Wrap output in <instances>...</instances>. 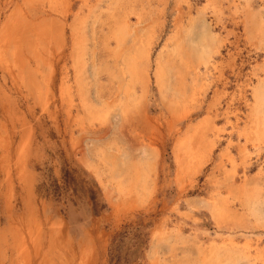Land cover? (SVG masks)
<instances>
[{
	"label": "rangeland",
	"instance_id": "374dc122",
	"mask_svg": "<svg viewBox=\"0 0 264 264\" xmlns=\"http://www.w3.org/2000/svg\"><path fill=\"white\" fill-rule=\"evenodd\" d=\"M3 38L0 264H264V0H0Z\"/></svg>",
	"mask_w": 264,
	"mask_h": 264
},
{
	"label": "bare ground",
	"instance_id": "6f19581e",
	"mask_svg": "<svg viewBox=\"0 0 264 264\" xmlns=\"http://www.w3.org/2000/svg\"><path fill=\"white\" fill-rule=\"evenodd\" d=\"M32 1H33V0H32ZM13 22H14V21H13ZM79 22H80V21H79ZM79 22H76V23L78 24ZM12 24H13V23H11L10 25L12 26ZM77 24H76V25H77ZM82 25H83V23H82ZM84 25H85V24H84ZM84 25H83V26H84ZM36 27H37V26H35L34 29H35ZM79 27H80V26L77 25V26L74 28V30H73V31H74V34L77 33L76 37H78V40L80 39L79 36H78ZM81 27H82V26H81ZM2 28L4 29V27H2ZM10 28H11V27H10ZM10 28H9V29H10ZM31 29H32V28H31ZM34 29H33V30H34ZM80 29H81V28H80ZM33 30H31V31H33ZM3 31H4V30H3ZM8 31H9V30H8ZM29 31H30V30H29ZM115 31H116V30H115ZM6 32H7V31H6ZM80 33H81V32H80ZM5 34H6V33H5ZM14 34H15V33H14ZM6 35H9V34L7 33ZM17 37H18V36H17ZM17 37H16V38H17ZM5 38H7V37H5ZM5 38H3L2 40L0 39V57H1V55L3 54L4 50L7 51V49H5V48L8 46V43H7L8 40H6ZM19 38H20V37H19ZM4 39H5V40H4ZM48 39H49V38H48ZM3 40H4V42H3V44H2V41H3ZM20 42H21V40H20ZM82 42H83V41H82ZM82 42H81V43H82ZM40 43H41V42H40ZM42 43H43V42H42ZM47 43H48V42H47ZM77 43H78V42H77ZM17 44H18V43H17ZM76 45H77V44H75V46H76ZM83 45H84V44H83ZM2 46H3V47H2ZM43 46H45V45H43ZM40 47H41V46H40ZM12 48H13V47H12ZM42 48H43V47H42ZM75 48H76V47H75ZM77 48H78V47H77ZM81 48H82V47H81ZM83 48H84V47H83ZM78 49H79V48H78ZM37 50H38V49H37ZM79 50H80V49H79ZM43 51H44V50H43ZM81 51L83 52V50H81ZM22 54H23V53H22ZM39 54H40V53H39ZM78 55H79V54H78ZM15 56H16V55H15ZM12 57H13V56H12ZM19 57H20V56H18L17 58H19ZM128 58H129V57H128ZM21 59H22V58H21ZM77 59H78V61H80L78 57H77ZM80 59H81V58H80ZM76 61H77V60H76ZM123 61H124V60H123ZM131 61H132V60H131ZM35 62H36V61H35ZM41 62H42V61H41ZM20 63H21V62H20ZM10 64H11V63H10ZM37 64H39V63H37ZM21 65H23V64H21ZM21 65H20V66H21ZM131 66H132V65H131ZM79 67H80V66H79ZM24 68H25V67H24ZM130 68H132V69H130V70L133 71L132 74L135 76V75L138 73V72H137V65H136V63L134 62V68H133V67H130ZM22 69H23V68H22ZM32 71H33V70H32ZM78 72H79V71H78ZM142 72H143V71H142ZM79 74H80V73H79ZM158 76H159V75H158ZM158 76H157V77H158ZM162 76H163V75H162ZM35 77H37V76H35ZM80 77H81V75H80ZM136 77H137V76H136ZM138 79H139V78H138ZM78 80H79V78H78ZM142 80H143V83H144V79H142ZM156 80H157V79H156ZM34 82H35V81H34ZM34 82H33V83H34ZM137 82H138V81H137ZM140 83H141V82H139V84H140ZM84 85H85V84H84ZM134 86H135V83H134ZM79 87H80V86H79ZM79 87H78V88H79ZM82 87H83V86H82ZM118 88H120V86H119ZM123 88H124V87H123ZM141 88H142V87H141ZM81 90H82V89H81ZM132 90H134V89H132ZM144 90H145V88H144ZM41 92H42V91H41ZM41 92H40V93H41ZM79 92H80V93H78V94H79V97H80L81 100H82V101H81V102H82V105H83L84 108H86V107H87V105H86L87 103H86V101H85V94H84V92H81L80 90H79ZM132 92H133V91H132ZM133 94H134V93H133ZM112 96H113V95H112ZM134 96L137 97L135 94H134ZM61 97H63V96H61ZM64 97H65V96H64ZM87 98H88V97H87ZM119 98H120V97H119ZM140 98H141V97H140ZM127 100H128V99H127ZM135 100H136V98H135ZM133 101H134V99H133ZM87 108H88V107H87ZM100 109H101V108H100ZM102 109H103V108H102ZM101 111H102V110H101ZM104 111H105V110H104ZM140 111H141V110H140ZM107 112H108V111H107ZM96 114H97V112H96ZM136 115H137V114H136ZM99 116H100V115H99ZM90 117H91V116H90ZM254 123H255V122H254ZM177 144H178V143H177ZM193 144H194V143H193ZM183 147H186V146L184 145ZM181 149H182V147H181ZM178 150H179V149H178ZM83 152H84V151H83ZM177 154H178V153H177ZM135 165L138 166L139 164H135ZM139 166H141V165H139ZM134 167H135V166H134ZM141 168H142V167H141ZM133 169H134V168H132V170H133ZM128 170H129V169H128ZM140 170H141V169H140ZM133 172H134V170H133ZM139 172H140V171H139ZM143 180H144V179H143ZM145 182H146V181H145ZM33 218H34V217H33ZM31 220H32V219H31ZM33 221H34V220H33ZM33 223H34V222H33ZM236 227H237V226H236ZM243 227H244V226H243ZM17 229H18V228H17ZM29 229H30V228H29ZM242 229H243V228H242ZM251 229H252V227H251ZM18 230H19V229H18ZM22 230H23V229H22ZM36 232H37V231H36ZM15 233H16V232H15ZM38 233H39V232H38ZM16 234H17V233H16ZM26 234H27V233H26ZM31 234H32V233H31ZM50 234H51V233H50ZM61 234H63V233L60 232V234H59L60 236H59L58 238H61ZM50 236H53V235H50ZM62 236H63V235H62ZM23 238H24V237H23ZM50 238H52V239H50V240H54V239H55V236H54V239H53V237H50ZM20 241H21V240H20ZM56 241H58L57 238L55 239L54 242H56ZM51 243H53V242H51ZM58 243H59V241H58ZM65 243H66V242H65ZM67 243H69V242H67ZM33 244H34V243H33ZM21 245H22V244H21ZM62 245H63V244H62ZM66 245H67V244H66ZM66 245H65V246H66ZM68 245H70V244H68ZM57 246H58V244H57ZM25 248H26V247H25ZM60 248H61V247H60ZM60 248H59V249H60ZM20 249H22V248H20ZM62 249H63V248H62ZM36 250H37V249H36ZM38 250H39V249H38ZM57 250H58V248H57ZM16 251H17V249H16ZM18 251H19V250H18ZM26 251H27V250H26ZM26 251H25V252H26ZM43 251H44V250H43ZM80 251H81V250H80ZM27 252H28V251H27ZM70 252H71V251H70ZM17 253H18V252H17ZM42 254H43V253H42ZM45 254H46V253H45ZM21 255H23V254H22V251H21ZM24 255H25V254H24ZM68 255H69V254H68ZM85 255H86V254H85ZM45 256H46V255H45ZM42 258H43V257H42ZM20 259L22 260V258H20ZM20 259H19V261H20ZM24 259H25V258H24ZM43 259H45V257H44ZM39 260H40V259H39ZM85 260H86V259H85ZM23 261H24V260H23ZM25 261H26V260H25ZM29 262H30V261H29ZM29 262H28V264H30ZM41 262H42V261H41ZM84 262H85V261H84ZM39 263H40V262H39ZM58 263H59V262H58ZM80 263H81V262H80ZM22 264H23V263H22ZM45 264H46V263H45ZM51 264H52V263H51ZM84 264H85V263H84Z\"/></svg>",
	"mask_w": 264,
	"mask_h": 264
},
{
	"label": "trees",
	"instance_id": "16d2710c",
	"mask_svg": "<svg viewBox=\"0 0 264 264\" xmlns=\"http://www.w3.org/2000/svg\"><path fill=\"white\" fill-rule=\"evenodd\" d=\"M63 180H64V185H66V187H68L70 185L68 182L72 181V173H70L67 170H64V179ZM65 183H67V184H65ZM55 189L59 190V188L56 185H55ZM56 196H59V195H56ZM95 197H96V195H95ZM95 197L92 195L90 200L92 201L93 205L96 206V200H95L96 198Z\"/></svg>",
	"mask_w": 264,
	"mask_h": 264
}]
</instances>
